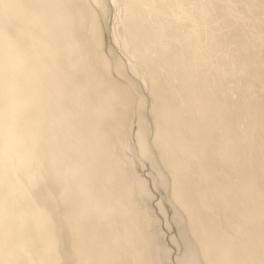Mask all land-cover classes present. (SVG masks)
<instances>
[{"label":"bare ground","instance_id":"bare-ground-1","mask_svg":"<svg viewBox=\"0 0 264 264\" xmlns=\"http://www.w3.org/2000/svg\"><path fill=\"white\" fill-rule=\"evenodd\" d=\"M13 2L0 261L258 264L264 0Z\"/></svg>","mask_w":264,"mask_h":264},{"label":"snow or ice","instance_id":"snow-or-ice-1","mask_svg":"<svg viewBox=\"0 0 264 264\" xmlns=\"http://www.w3.org/2000/svg\"><path fill=\"white\" fill-rule=\"evenodd\" d=\"M26 6L15 3L13 0H0V34L9 33L12 27L15 26L20 11L24 9ZM116 7H120L116 5ZM14 105L15 99L10 91H6L3 95L2 99H0V131L4 129L11 128L13 117H14ZM0 264H4V262L0 261ZM177 264H204L203 261L198 259L186 258L183 260H178ZM229 264H257L256 261H239V262H229ZM258 264H264V255L258 262Z\"/></svg>","mask_w":264,"mask_h":264},{"label":"rangeland","instance_id":"rangeland-1","mask_svg":"<svg viewBox=\"0 0 264 264\" xmlns=\"http://www.w3.org/2000/svg\"><path fill=\"white\" fill-rule=\"evenodd\" d=\"M158 193H156V195H157Z\"/></svg>","mask_w":264,"mask_h":264}]
</instances>
